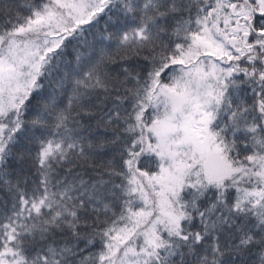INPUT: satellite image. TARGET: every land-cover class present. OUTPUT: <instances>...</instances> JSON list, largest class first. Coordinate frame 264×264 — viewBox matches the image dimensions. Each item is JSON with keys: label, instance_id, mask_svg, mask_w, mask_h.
I'll list each match as a JSON object with an SVG mask.
<instances>
[{"label": "snow or ice", "instance_id": "snow-or-ice-1", "mask_svg": "<svg viewBox=\"0 0 264 264\" xmlns=\"http://www.w3.org/2000/svg\"><path fill=\"white\" fill-rule=\"evenodd\" d=\"M0 264H264V0H0Z\"/></svg>", "mask_w": 264, "mask_h": 264}]
</instances>
